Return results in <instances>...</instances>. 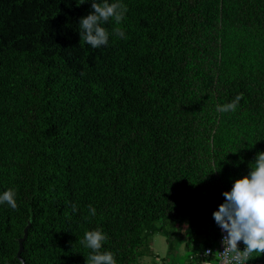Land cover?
I'll return each mask as SVG.
<instances>
[{
    "label": "trees",
    "instance_id": "16d2710c",
    "mask_svg": "<svg viewBox=\"0 0 264 264\" xmlns=\"http://www.w3.org/2000/svg\"><path fill=\"white\" fill-rule=\"evenodd\" d=\"M78 2L0 0V264L27 222L24 264H85L97 228L117 264L217 263L212 214L264 152V0H120L99 48L79 20L104 0Z\"/></svg>",
    "mask_w": 264,
    "mask_h": 264
},
{
    "label": "clouds",
    "instance_id": "9594fccd",
    "mask_svg": "<svg viewBox=\"0 0 264 264\" xmlns=\"http://www.w3.org/2000/svg\"><path fill=\"white\" fill-rule=\"evenodd\" d=\"M86 2L79 0L77 6ZM91 8L93 12L79 20L80 38L92 48L107 46L109 32L101 25L110 19L119 25L125 18L127 6L120 0L111 3L104 0L103 3L92 2ZM113 33L127 39L120 27H115ZM242 99L243 93H240L231 102L218 105L217 111L235 112ZM250 169L248 175L233 182L230 191L222 193L225 202L212 214L217 225L227 233L223 238V252L231 254L233 264H246L252 253H257V257L264 254V152L257 153ZM16 197L17 190L9 188L0 193V205L7 204L15 211L18 209ZM71 208L73 213L78 210L75 204ZM88 209L92 216L96 215L92 205ZM107 239L99 228L84 233L80 243L90 250L85 264H117L113 252L101 251ZM241 241L245 245L243 251L238 249V242Z\"/></svg>",
    "mask_w": 264,
    "mask_h": 264
},
{
    "label": "built area",
    "instance_id": "2783aa9c",
    "mask_svg": "<svg viewBox=\"0 0 264 264\" xmlns=\"http://www.w3.org/2000/svg\"><path fill=\"white\" fill-rule=\"evenodd\" d=\"M227 236V233L223 231L219 226H218V236H217V241L216 245L214 248H206L205 252L201 254L202 256H211L215 254V257L217 258V263L216 264H233L231 260V254L225 253L224 251V244H223V238ZM245 245L243 242H238V249L240 251L244 250ZM254 264H264V263H254Z\"/></svg>",
    "mask_w": 264,
    "mask_h": 264
},
{
    "label": "rangeland",
    "instance_id": "374dc122",
    "mask_svg": "<svg viewBox=\"0 0 264 264\" xmlns=\"http://www.w3.org/2000/svg\"><path fill=\"white\" fill-rule=\"evenodd\" d=\"M152 243H153V249L158 254V256L160 258L165 256V254H166V242H165V239L162 236H160V235H156V236H154V238L152 240ZM159 264H162V263H159Z\"/></svg>",
    "mask_w": 264,
    "mask_h": 264
},
{
    "label": "water",
    "instance_id": "95a60500",
    "mask_svg": "<svg viewBox=\"0 0 264 264\" xmlns=\"http://www.w3.org/2000/svg\"><path fill=\"white\" fill-rule=\"evenodd\" d=\"M29 222H27V225L25 226V228H24V233H23V236L20 238V239H18V243H19V248H18V252H17V257H18V259L20 260V262H21V264H24V261H23V259H21V257H20V253L22 252V242H23V240L26 238V235H27V230H28V227H29Z\"/></svg>",
    "mask_w": 264,
    "mask_h": 264
},
{
    "label": "crops",
    "instance_id": "0c3cea01",
    "mask_svg": "<svg viewBox=\"0 0 264 264\" xmlns=\"http://www.w3.org/2000/svg\"><path fill=\"white\" fill-rule=\"evenodd\" d=\"M262 261L261 260H256V262L255 263H261ZM160 263V261H158V264ZM205 264H211L210 262H208V261H206V263ZM216 264V263H215Z\"/></svg>",
    "mask_w": 264,
    "mask_h": 264
}]
</instances>
